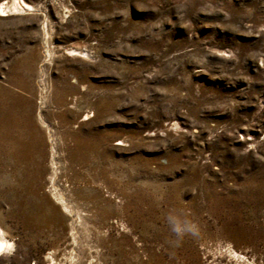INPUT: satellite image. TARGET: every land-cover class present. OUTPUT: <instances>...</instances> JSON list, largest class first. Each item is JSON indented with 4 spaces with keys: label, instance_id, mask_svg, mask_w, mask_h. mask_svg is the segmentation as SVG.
I'll return each mask as SVG.
<instances>
[{
    "label": "rangeland",
    "instance_id": "obj_1",
    "mask_svg": "<svg viewBox=\"0 0 264 264\" xmlns=\"http://www.w3.org/2000/svg\"><path fill=\"white\" fill-rule=\"evenodd\" d=\"M1 6L0 264H264V0Z\"/></svg>",
    "mask_w": 264,
    "mask_h": 264
},
{
    "label": "bare ground",
    "instance_id": "obj_2",
    "mask_svg": "<svg viewBox=\"0 0 264 264\" xmlns=\"http://www.w3.org/2000/svg\"><path fill=\"white\" fill-rule=\"evenodd\" d=\"M0 10L3 11L2 6L0 7ZM5 240L0 236V249L5 246ZM8 248V247H7ZM236 253V252H235ZM234 253V254H235Z\"/></svg>",
    "mask_w": 264,
    "mask_h": 264
}]
</instances>
